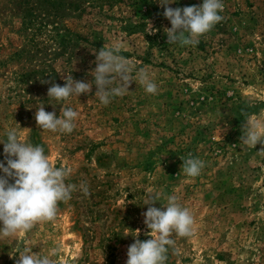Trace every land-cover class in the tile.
Returning <instances> with one entry per match:
<instances>
[{"label":"rangeland","instance_id":"rangeland-1","mask_svg":"<svg viewBox=\"0 0 264 264\" xmlns=\"http://www.w3.org/2000/svg\"><path fill=\"white\" fill-rule=\"evenodd\" d=\"M160 2L0 0V140L16 128L54 166L72 170L66 183L86 182L90 191L73 192L54 221L0 239V264L56 246L57 264H125L135 230L141 241L153 235L142 215L153 191L176 195L194 216L191 236L173 233L166 264H264V155L257 152L264 146L240 141L244 121L264 118V0H222L223 19L195 46L167 43L171 24ZM114 42L154 74L157 94L133 81L108 105L94 84L78 97H48L51 84L63 86L69 75L91 82L93 50ZM41 105L57 116L76 110L74 130L39 128ZM189 154L205 162L196 177L181 169Z\"/></svg>","mask_w":264,"mask_h":264},{"label":"clouds","instance_id":"clouds-1","mask_svg":"<svg viewBox=\"0 0 264 264\" xmlns=\"http://www.w3.org/2000/svg\"><path fill=\"white\" fill-rule=\"evenodd\" d=\"M174 2L161 0L159 3L164 8L163 16L171 24L170 28L164 29L167 43L195 46L201 35L223 19L218 14L224 8L222 0H203L200 6L168 7ZM122 47V43L114 42L110 46H102L98 51L93 50L96 67L89 73L93 80L83 82L69 75L63 86L51 84L47 90L48 97L58 101L67 100L73 95L78 97L90 93L94 84V95L103 105H108L114 97L129 93L133 81L139 83L146 93L157 94L154 74L146 66L137 69L136 63L120 55ZM134 70L135 77L132 75ZM78 117L79 113L71 107L62 109V114L57 116L55 112H46L43 105L34 115L39 128L66 133L74 130ZM241 131L240 141L244 145L251 148L257 144L264 146V118L244 121ZM5 135L6 139L0 140L4 154V161H0V239L13 238L20 232L28 233L38 223L54 221L59 211L58 205L69 201L77 190L84 196L90 195L86 182L79 186L66 183L72 170L54 166L42 146L27 142L16 128L7 129ZM257 152L264 155V147ZM182 161L181 169L190 177L198 176L205 167L204 161L191 158V154ZM10 180L13 182L10 183ZM161 197L166 199L163 210L152 206ZM144 204L148 208L142 213L143 223L153 235L141 241L138 238L140 230H135L134 242L127 248L125 264H166L168 247L175 243L171 238L173 233L181 237L191 236L194 216L189 208L179 203L176 195L165 197L163 193L153 191ZM31 249L19 251L15 264H57L59 246L53 247L47 254L40 251L34 253Z\"/></svg>","mask_w":264,"mask_h":264}]
</instances>
